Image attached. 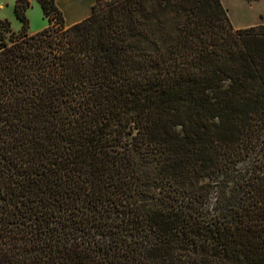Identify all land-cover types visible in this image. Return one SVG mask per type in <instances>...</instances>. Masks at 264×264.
<instances>
[{"label":"trees","instance_id":"1","mask_svg":"<svg viewBox=\"0 0 264 264\" xmlns=\"http://www.w3.org/2000/svg\"><path fill=\"white\" fill-rule=\"evenodd\" d=\"M38 1L0 19V264H264V22Z\"/></svg>","mask_w":264,"mask_h":264},{"label":"crops","instance_id":"2","mask_svg":"<svg viewBox=\"0 0 264 264\" xmlns=\"http://www.w3.org/2000/svg\"><path fill=\"white\" fill-rule=\"evenodd\" d=\"M34 1L39 3L38 0H32L31 4ZM94 1L95 0H54L55 4L62 11L66 24H71L88 16L91 13ZM221 1L227 8V13L231 22L237 27H245L264 21V0H255L253 2H248L247 0ZM47 23L48 20L46 17V22L33 30H38Z\"/></svg>","mask_w":264,"mask_h":264},{"label":"rangeland","instance_id":"3","mask_svg":"<svg viewBox=\"0 0 264 264\" xmlns=\"http://www.w3.org/2000/svg\"><path fill=\"white\" fill-rule=\"evenodd\" d=\"M31 1L32 0H30V4L25 8L26 10H24V12L26 17L28 18V28L30 30H33L34 28H38L42 26L46 22V17L43 14L40 4L36 1L32 2L31 4ZM247 1L253 2L255 0H247ZM3 18H7L10 21V26L14 30H18L21 27L22 21L14 11V0H0V19ZM229 21L234 28H237V26H235L231 22L230 17H229Z\"/></svg>","mask_w":264,"mask_h":264}]
</instances>
